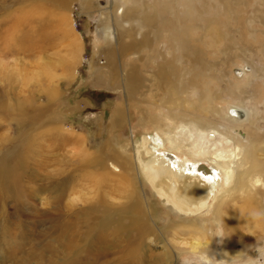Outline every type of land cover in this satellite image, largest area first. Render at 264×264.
Returning <instances> with one entry per match:
<instances>
[{
    "label": "rangeland",
    "instance_id": "1",
    "mask_svg": "<svg viewBox=\"0 0 264 264\" xmlns=\"http://www.w3.org/2000/svg\"><path fill=\"white\" fill-rule=\"evenodd\" d=\"M117 4L124 8L134 6L142 10L141 3L129 0H0V175L11 169L18 170L20 175H28L25 177L30 181L27 182L28 188H32L37 197L36 206L24 203L19 209H16L17 203L15 204L12 197L0 199V238L4 227L13 230L12 236L8 235L12 237L11 240L2 242L6 239L5 236V239L0 241V264H50L49 249L46 256H36L34 260H27L25 254L36 248V244L40 245L37 251H43L48 240L52 241L53 247L57 244L55 237L58 231L50 217L45 214L50 212L54 190L52 184L57 183L58 179L70 182L67 196L70 198V207L75 211L83 206L93 207L97 205L96 202L102 201L113 214L117 207L138 196L137 199L142 207L144 206V213L148 216L147 223L152 225L150 221L155 220V229H165L170 222L180 223V218L187 222L198 217L182 216L164 204L152 187L143 180L138 169L133 168L132 152L122 147L131 145L134 139H141L143 134L151 133L154 136L158 130L152 128L153 119H161L169 125V119L165 117L167 110L158 107L161 105L164 89L175 90L174 93L188 101L189 105L192 102H201L197 112L202 111V108V112H207L210 109L206 99L197 102L194 100V92L190 89L198 87L199 90L205 91L206 85L210 88L214 82L211 83V79L203 74H191L186 79L190 85L181 87V90V77L172 74L170 83L168 80L165 82L168 87L161 84L162 79L156 75L157 61L161 64H167V61H161L157 52L162 50L166 53V32H174L172 27L176 23L181 24V21H176L172 15L167 23L156 20L154 26L148 29L155 33V28L167 30L164 36L154 39L150 47L138 49V54L121 55L118 40L114 38L118 32L130 28L134 38L139 40L144 35L145 28L136 22L122 23L124 20H121V13L117 11ZM251 7L247 5L244 8L245 13L238 16L240 21L247 19ZM115 18L118 19V24H115ZM251 26L262 28L259 22ZM106 28L110 29L108 32L114 35L113 38L105 37L103 30ZM257 31L261 34L260 30H256L253 35ZM153 32L151 35H154ZM181 33L183 31H180ZM243 33L244 39L237 38L236 43L256 46L258 41L264 40L253 39V35H250L244 26ZM127 38L129 39V36L125 39L123 37L125 41ZM211 38L204 36L203 40L208 41ZM199 46L203 48L204 44ZM213 46H204L203 49L209 50V56L214 59L217 68L221 69L226 79L233 81L234 85L249 84L248 78L252 72L250 67L253 64L258 65L264 74V53H259L258 48L248 47L244 53L234 56L233 61L228 62L221 49L223 44L213 42ZM110 52L116 54L113 64L107 59V53ZM231 52L235 53L233 50ZM102 61L104 63H101ZM178 64L179 62L175 61L173 65ZM133 70L138 74L140 82L132 94L133 88H129L127 74ZM169 70L172 73L176 69L171 65ZM262 83L264 84V80ZM172 84L176 87L172 88ZM215 88L219 89L216 86ZM261 88L259 83L251 86L252 94L242 103L249 109V117L255 122L258 120L256 124L263 130L258 132L259 136L264 133V89L261 91ZM222 92L224 97L216 107L223 111V114H227L231 103L227 104L226 100L229 101L231 97L225 96L226 91ZM203 115L198 113V116ZM214 115L221 117L219 112ZM214 125L212 123V126ZM258 144L254 152L255 157L258 161H264L262 146ZM183 150L181 153L190 158L188 151ZM19 151L21 156L18 168L7 165L14 158V152ZM111 154L119 156V164L108 162L105 169H96L93 163L95 159L101 155L107 158L112 156ZM31 180L35 182L31 184ZM44 183L48 186L38 191L35 185ZM225 203L228 206L224 205L226 209H223L221 219L231 233L228 234L227 230L225 232L218 223L215 224L217 228L224 229L221 235H214V230L211 232L207 228V238L213 237L215 240L210 249L212 248L214 253H222L223 246H227L226 250L229 252L245 250V254L238 256L235 261L215 256L207 262L183 248L184 251L177 257L175 264H244L248 260L264 264V255L260 253L264 250V239H261L263 229L249 231L248 225H245L249 223L244 222L246 218L241 214V209L235 206L234 202ZM40 213L41 220L36 223L19 217L23 214L37 217ZM199 217L209 218V214ZM233 227H236V233L235 230L232 231ZM179 231H167L168 234L165 235L172 244L180 246L177 240L189 236ZM160 245L152 250L154 255L163 251L164 245ZM213 248L218 249L213 251ZM57 258L52 255L53 260Z\"/></svg>",
    "mask_w": 264,
    "mask_h": 264
},
{
    "label": "bare ground",
    "instance_id": "2",
    "mask_svg": "<svg viewBox=\"0 0 264 264\" xmlns=\"http://www.w3.org/2000/svg\"><path fill=\"white\" fill-rule=\"evenodd\" d=\"M129 1L141 3L140 8L142 10L134 6L124 8L117 4V11L121 13V20H124L122 23L127 24L129 22L131 24L136 22L142 28H145L144 35L140 37L141 39L134 38L130 28H120V34L118 32L115 37L108 32L110 29L103 30L106 38L112 36V38L118 40L121 55L138 54V49L150 47L152 41L161 37V35L164 36V32L167 30L155 28L156 33L152 31L154 35H151L152 32L148 29L154 26L156 20L167 23L172 15L176 21H181V24L176 23L172 27L174 32H166V53L162 50L157 52L161 61H167V64L164 62L161 64L157 61L156 75L162 79L161 84H163V87H168L169 85L167 86L165 82L166 80L169 81L172 74L181 77L179 89L190 85L186 79L191 74L194 76L203 74L209 80L211 79V83L214 82L210 88L206 85L205 91L190 86V91L194 92V100L200 102L206 99L205 101H207V106L210 109L207 112H202L203 108L202 111L197 112L201 102L200 104L192 102L189 105L188 101L174 93L175 90L171 88L164 89L161 105L157 106L167 110L165 117L169 119V125H167V122L163 123L164 121L161 119H153L151 122L152 128L155 127L161 133L156 132L154 136L151 133L143 134L141 139L132 140L131 145L126 144L128 148L122 147L124 150L132 152L134 165H129H133V168L138 169L137 171L141 174L143 180L152 187L154 193L164 204L172 207L177 211V214L182 216L198 217L187 222L180 218V223L167 222L168 225L165 226V229H155V220L150 221L151 224L155 225L147 223L148 216L144 213V206L142 207L139 199H137L138 196L129 203L117 207L113 214L110 213L113 211L104 206L102 201L96 202L97 205H92L93 207L83 206L80 210L75 211L70 207V198L69 195L67 196V188H70V182L68 183L66 179H58L57 183L52 184L54 190L50 202V212L45 214L50 217L58 231V235L55 237L57 244L53 247L51 246L52 241L48 240L41 252L37 251L40 245L36 244L34 246L36 248L25 254L27 260H34L36 256H46L49 249L51 259L48 263L50 264H175L177 257L186 249L189 253L199 256L207 262H210V258L215 256H223L229 261H235L238 256L245 254V250L229 252L226 250L227 246H223L222 253H214L210 247L214 246L215 240L213 237L208 239L207 234L209 231L213 232V230L214 235H221L224 229L226 232L227 225L221 219L226 201L234 202L235 206L241 209V214L246 218L244 222L249 223L245 224L248 225L249 231L253 232L256 228H262V231H264V220L253 219L250 215L251 212H249L264 210V161H258L254 154L258 143V146H262L261 149L264 152V133L259 136L258 132L263 130L256 124L258 120L255 122L249 117V109L242 104L252 94L251 86L259 83L262 87L261 91H263L264 74L257 67L258 65L253 64L250 67L252 72L248 78L250 80L249 84L236 86L233 81L226 79L221 69L217 68L214 59L209 56V50L205 51L204 49L205 47H212L213 42L222 43L223 47L221 49L228 62H232L234 56L244 53L248 47L249 49L256 47L259 53H264V40L258 41L264 39V0H260V2H257V0ZM247 5L252 6V10L247 19L242 22L238 16L245 13L244 8ZM114 22L115 24L119 23L116 18ZM256 22H259L262 28L256 29L251 26ZM242 25L249 31L250 35H253V31H261V34L257 31L252 36L253 39L258 41L256 46L236 43L237 38L244 39ZM123 27L125 28V26ZM180 31H183V33L180 34ZM197 31L201 33H197ZM122 36L124 39L129 36V39L127 38L125 41ZM204 36H211L212 38L204 41ZM201 44H204V49L199 46ZM232 50L235 53H232ZM165 54L169 58H166L167 55ZM107 59L110 64H113L116 54L107 53ZM175 61L179 62V67L173 65ZM101 63H104V61ZM171 65L172 68L175 67V72L171 73L169 70ZM256 71L258 73H255ZM127 77L128 82L130 81L129 88H133V91H131L133 94L140 79L134 70L129 72ZM215 86L219 89L216 90ZM175 87L172 84V88ZM221 91H226L225 96L231 97L230 100L228 99L229 101L226 100L227 104L231 103L227 114H223V111L216 107V104L224 97ZM215 112H219L221 117H215ZM198 113L204 114L203 117L198 116ZM212 123L215 125L212 126ZM165 124L166 127H164ZM183 149L188 151L190 158L181 153ZM14 153V158L7 165L18 168L20 151ZM118 161H120L119 156L112 155L106 158L101 155L93 163L96 169L101 170L105 169L104 167L108 162L119 164ZM27 176L20 175L18 170L4 171L0 175V199L12 197L15 204L17 203L16 209H19L24 203L36 206L35 200L37 197L34 190L28 188L27 182L30 181L26 180L25 177ZM32 182H35V180H31V184ZM35 186H37L38 191H41L48 185L44 183ZM73 189L75 188L73 187ZM255 206L257 208H254ZM102 209L104 210L102 211ZM100 212H103V214ZM208 214L209 218L199 217ZM41 216V213L37 217L28 214L25 216L24 214L19 215L20 218L24 217V220L30 223L40 222ZM216 223L224 229L217 228ZM229 227L231 226L229 225ZM207 228L210 230H206ZM235 228H231L232 231ZM4 229V235L2 234L0 241L4 240L5 236L6 239L2 242L12 239L8 235L12 236L11 231L13 230L7 227H4ZM173 230H180L179 233L184 232V235H188L190 239L184 237L179 241L177 240L180 246L172 244L165 234L167 231ZM231 238H229V241ZM261 239H264V233H262ZM226 243L224 245H227ZM160 244L164 245L163 251L154 255L152 250L157 246H161ZM214 249L218 248H213V251ZM260 253L264 255V250ZM53 254L58 257L57 260L52 259ZM244 264L260 263L256 260H248Z\"/></svg>",
    "mask_w": 264,
    "mask_h": 264
},
{
    "label": "clouds",
    "instance_id": "3",
    "mask_svg": "<svg viewBox=\"0 0 264 264\" xmlns=\"http://www.w3.org/2000/svg\"><path fill=\"white\" fill-rule=\"evenodd\" d=\"M253 219L264 220V210H258L250 213Z\"/></svg>",
    "mask_w": 264,
    "mask_h": 264
}]
</instances>
